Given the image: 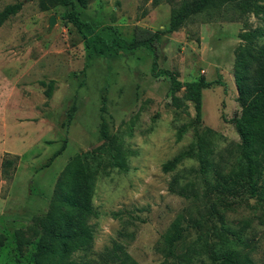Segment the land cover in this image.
Instances as JSON below:
<instances>
[{
	"label": "rangeland",
	"instance_id": "rangeland-1",
	"mask_svg": "<svg viewBox=\"0 0 264 264\" xmlns=\"http://www.w3.org/2000/svg\"><path fill=\"white\" fill-rule=\"evenodd\" d=\"M176 1L88 0L79 11L101 34L112 28L126 40H143L168 28ZM14 3L20 10L0 26V162L6 153L18 157L11 180L0 177V264H31L37 220L47 210L60 171L74 157L91 170L88 203L96 215L87 222L90 248L73 258L116 264L111 251L117 246L138 264H210L206 244L218 239L208 231L207 199L168 191L176 179L193 182L200 193L199 163L185 156L172 171L164 172L162 165L178 154H194L200 145L224 171L232 163L238 136L231 121L240 112L233 52L244 27L264 30V22L248 16L244 25L200 14L153 42L157 69L175 74L179 82H212L201 91L200 122L191 125V103L184 102L186 112L170 105L169 78L151 75L148 49H85L61 19L62 7L40 11L36 1L0 0V11ZM50 17L54 24L48 29ZM40 81L53 82L47 100ZM101 122L114 144L102 137ZM62 143L63 151L51 159ZM115 144L121 169L110 165ZM224 199L227 206L216 205L222 224L212 220L225 246L264 264V209L245 197ZM177 215L198 221V227L188 228L169 253L163 236Z\"/></svg>",
	"mask_w": 264,
	"mask_h": 264
},
{
	"label": "trees",
	"instance_id": "trees-1",
	"mask_svg": "<svg viewBox=\"0 0 264 264\" xmlns=\"http://www.w3.org/2000/svg\"><path fill=\"white\" fill-rule=\"evenodd\" d=\"M30 1H36L40 11H47L55 6L62 7L64 11L61 19L75 29L85 49L95 47L99 53H118L144 47L152 52L151 75L168 76L170 105L175 110L186 112L184 102L191 103L194 112L191 125L200 122L201 91L212 85V82H206L203 78L194 82H179L175 74L157 69L153 42L160 34L171 33L191 16L200 14L208 19L216 17L224 22L243 24L248 16L264 22V0H177L170 8L168 28L165 31H157L150 38L143 40H126L117 35L112 28L106 29L110 33L97 32L95 24L81 17L79 9H84L88 0ZM20 7V3L5 6L0 11V26L6 19L16 14ZM263 36V29L246 30V27L237 35L240 43L233 52L232 79L237 93L235 101L240 112L231 122L238 136V144L235 147L233 161L227 170L224 171L207 157L211 152L205 145H200L194 154L187 152L178 154L162 165L164 172L172 171L185 156L194 157L199 163L198 174L202 179L200 193L194 188L193 182L179 184L176 179H172L168 184V191L184 199L197 200L202 196L207 199L206 219L210 223L208 231L218 239L217 243L210 241L206 244L205 252L210 264H255L248 253L236 252L225 246V239L213 220L222 222L218 207L227 206L224 197L230 199L245 197L264 209V41H261ZM39 85L43 88L45 99H49L53 82L40 81ZM179 92H182L181 97H177ZM71 115L72 110L67 113V122ZM184 130L185 126L181 128L179 134ZM100 133L103 138L112 144L115 143L114 140L108 139L103 122L100 124ZM63 149L64 143L51 155V159ZM119 149L115 144L114 153L110 154L109 158L112 159L111 166L121 169L123 158ZM17 160V156L7 153L3 155L0 162L2 179L11 180ZM91 181V170L81 163L78 157L65 164L55 181L47 210L43 217L37 220V230H34L36 243L31 264H90L87 260L75 259L72 256L76 252L87 251L91 246L92 230L87 222L96 215L88 203ZM196 227L198 221L186 220L181 215L175 216L163 236L169 253L182 243L188 228ZM111 257L116 264H138L121 253L117 246L111 251Z\"/></svg>",
	"mask_w": 264,
	"mask_h": 264
},
{
	"label": "water",
	"instance_id": "water-1",
	"mask_svg": "<svg viewBox=\"0 0 264 264\" xmlns=\"http://www.w3.org/2000/svg\"><path fill=\"white\" fill-rule=\"evenodd\" d=\"M53 24H54V19L52 17H50L48 20V23H47L48 29L51 28Z\"/></svg>",
	"mask_w": 264,
	"mask_h": 264
}]
</instances>
